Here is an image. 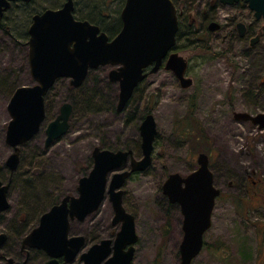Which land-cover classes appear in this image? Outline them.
<instances>
[{
    "label": "rangeland",
    "instance_id": "rangeland-1",
    "mask_svg": "<svg viewBox=\"0 0 264 264\" xmlns=\"http://www.w3.org/2000/svg\"><path fill=\"white\" fill-rule=\"evenodd\" d=\"M64 1L31 0L28 6L12 2L0 23V179L11 181L10 207L4 213L10 236L2 251L15 255L22 235L39 215L62 196L76 192L79 178L92 166L95 146L116 150L130 146L139 158L140 117L147 112L157 128L152 163L122 186L123 205L134 217L138 236L132 264H180L182 213L178 204L169 202L162 183L169 173L184 176L193 170L199 152L208 155L220 194L204 233V246L190 264H264V131L233 118L234 111L264 113V84L257 85L264 81L263 20L248 16L245 3V7L224 6L217 0L211 8L207 0H176L183 33L174 51L187 60L186 76L192 85L181 87L172 71L162 67L141 81L127 107L118 112L119 86L108 77L113 67L89 70L81 92V86L73 87L67 78H60L45 97V121L37 134L20 145L19 165L11 173L5 165L12 152L4 138L10 120L6 106L15 88L33 84L27 29L34 13L30 15L29 10L57 8ZM124 1L74 0V11L82 18L94 13L88 7L96 4L106 22H112L120 20ZM204 17L218 22L220 28L207 30ZM241 19L253 30L248 38L239 39L233 31V22ZM192 23L197 29L206 27L203 41L196 43L198 36L184 31ZM259 32L257 44L249 45V38ZM81 99L89 105L76 104ZM64 102L72 105L69 128L45 147V127ZM251 179L262 182L255 185ZM113 214L106 197L83 221L70 222L69 235L80 233L89 241L114 238L121 223L112 226ZM73 264H79L78 260Z\"/></svg>",
    "mask_w": 264,
    "mask_h": 264
},
{
    "label": "water",
    "instance_id": "water-1",
    "mask_svg": "<svg viewBox=\"0 0 264 264\" xmlns=\"http://www.w3.org/2000/svg\"><path fill=\"white\" fill-rule=\"evenodd\" d=\"M29 0H0V17L12 2ZM252 12L254 20L264 19V0H242ZM224 6H233L240 0H218ZM74 0H65L58 8H45L32 15L28 27V64L33 79L31 85L14 89L6 109L9 113L5 142L12 148L5 165L13 172L19 164V147L37 134L45 120V96L57 79L67 78L73 87H79L89 70L99 66H115L108 77L119 86L116 110L122 111L137 85L162 66L172 71L181 87L192 85L186 76L187 60L173 50L178 31L176 7L172 0H125L120 12L122 22L111 39L96 24L75 19ZM220 24L210 21L207 29L216 31ZM239 37L246 34L244 22H237ZM261 32L249 41L255 45ZM150 69L145 72V69ZM72 106L64 102L59 113L45 127L44 146L49 147L69 128ZM237 122H251L264 128V113L234 111ZM141 157L135 158L131 149H102L95 146L90 171L79 178L78 195H66L41 215L39 224L25 236L23 245L42 248L50 259L46 264H65L71 261L84 245L82 235L69 236V219H84L102 204L106 195L114 211L112 223L121 222L113 242V256L104 264H131L134 243L137 241L134 217L122 205V186L135 172L151 165L153 142L157 134L156 122L147 113L140 125ZM197 167L182 176L169 173L162 183V191L169 202L177 203L182 213L183 236L179 244L180 264H190L203 248L204 233L211 225L215 199L220 194L213 183L208 155L199 152ZM111 174V176H110ZM9 184L0 180V211L8 207L6 191ZM6 238L0 233V243ZM111 240L103 239L81 254L84 264H101L111 251ZM128 246L127 250L123 249ZM64 257L58 263V257ZM8 261H12L8 259Z\"/></svg>",
    "mask_w": 264,
    "mask_h": 264
},
{
    "label": "flooded vegetation",
    "instance_id": "flooded-vegetation-1",
    "mask_svg": "<svg viewBox=\"0 0 264 264\" xmlns=\"http://www.w3.org/2000/svg\"><path fill=\"white\" fill-rule=\"evenodd\" d=\"M75 19H77V18H75ZM119 30H120V28H119ZM118 30V31H119ZM117 31V32H118ZM116 32V33H117ZM116 35V34H115ZM252 35V34H251ZM250 35V36H251ZM110 37H113V36H110ZM146 114H147V112H146ZM144 115L145 114H143V115H141V117H140V120L142 121V119H143V117H144ZM45 116H46V110H45ZM55 118V117H54ZM53 119V118H52ZM51 119V120H52ZM250 125H251V127L255 130V129H258L260 132H262V131H264V128H262V129H259L256 125H254V124H252L251 122H248ZM141 157V156H140ZM139 157V158H140ZM151 157H152V154H151ZM208 160H209V157H208ZM151 163H152V161H151ZM7 167V166H6ZM209 167H210V170L212 171V173H213V170H212V167L210 166V161H209ZM196 168V167H195ZM194 168V169H195ZM17 169V168H16ZM91 169V168H90ZM89 169V170H90ZM193 169V170H194ZM9 170V169H8ZM10 171V170H9ZM15 171V170H14ZM13 171V172H14ZM192 171V170H191ZM191 171H189V172H191ZM11 172V171H10ZM188 172V173H189ZM12 173V172H11ZM187 173V174H188ZM186 174V175H187ZM2 182H3V184H9L8 185V188H7V191H6V196H7V201H8V207L5 209V210H2V211H0V233H4L5 235H6V238H5V240L2 242V243H0V261H2V262H6V264H46V262L50 259V257L46 254V252H45V250L44 249H42V248H36V247H30V246H28V245H23V240H24V238H25V236L26 235H28L30 232H31V230L33 229V228H35L38 224H39V220H40V217H41V215L42 214H44L46 211H48L53 205H55V204H57V203H59L60 202V200L64 197V196H66V195H74V196H76V195H78V191H77V188H76V192L75 193H73V194H66V195H64V196H62L57 202H54L49 208H47L45 211H43L40 215H39V217H38V219H37V222H36V224L32 227V228H30V229H28L23 235H22V238L20 239V244L18 245V250L16 251V254L14 255H7L6 253L7 252H4V251H2V248L4 247V245H5V243L8 241V239H9V236H10V233L8 232L9 231V229L6 227V222H8V218H6L5 219V212L9 209V207H10V203H9V200H8V191H9V189H10V186H11V181H10V179H8L7 181H3L2 179H0ZM262 181H261V179H251V183L252 184H255V185H258V183L260 184ZM213 183H214V173H213ZM215 185V184H214ZM216 187V186H215ZM108 197V196H107ZM122 197H123V194H122ZM109 198V197H108ZM172 204H174V203H172ZM177 204V203H176ZM122 205H123V201H122ZM123 207H124V205H123ZM99 208V207H98ZM125 209V208H124ZM126 211V210H125ZM114 212V211H113ZM91 214V213H90ZM89 215V214H88ZM87 215V216H88ZM114 215V214H113ZM113 215H112V217H113ZM86 216V217H87ZM85 217V218H86ZM84 218V219H85ZM84 219H82V220H79V219H77V218H73V219H69V228H70V222L71 221H77V222H81V221H83ZM110 223L112 224V226H115L116 224H113L112 223V218H111V220H110ZM118 223H121V222H118ZM2 225H4V227L2 226ZM6 227V228H5ZM17 227H21V225L20 226H18L17 225ZM120 227H121V224H120ZM20 228H17L16 230H19ZM119 230H120V228H119ZM118 230V231H119ZM117 231V232H118ZM12 232H13V229H12ZM117 232H116V234H115V236H114V238H110V237H104V238H100L99 240H97V241H89L88 240V238L86 237V235H82V234H80V233H78V234H72V235H82L83 237H84V245H83V247L80 249V251L75 255V257L71 260V261H68V262H66L65 264H73L76 260H78V262H79V264H84V262H83V260H81V254L82 253H85V252H87L90 248H91V246L92 245H94V244H96V243H99L101 240H103V239H109V240H111V251H110V253H109V255L101 262V264H104V262L106 261V259H108L109 257H111V256H113V253H114V250H113V242H114V240H115V237H116V235H117ZM70 236V235H69ZM135 244V243H134ZM127 248H128V246H125V248L123 249L124 251H126L127 250ZM134 251H135V247H134ZM134 251H133V255H134ZM133 255H132V259H133ZM8 259H11L12 261L10 262V261H8ZM132 259H131V264H132ZM57 261H58V263H63L65 260H64V257L63 256H61V257H58L57 258Z\"/></svg>",
    "mask_w": 264,
    "mask_h": 264
},
{
    "label": "trees",
    "instance_id": "trees-1",
    "mask_svg": "<svg viewBox=\"0 0 264 264\" xmlns=\"http://www.w3.org/2000/svg\"><path fill=\"white\" fill-rule=\"evenodd\" d=\"M30 1L31 0H29L28 2H23V4H24V6H28L29 4H30ZM173 1V3H174V5H175V7H176V10H177V18H178V25H179V28H178V31H177V33H176V39H179L180 37H181V33H183V31H182V28L180 27V22H181V18H182V16H181V12L179 11V9L177 8V4H176V0H172ZM217 0H207V5H209V7H213L214 6V4H215V2H216ZM234 6H237V7H245V4H243V2L242 1H240V2H238L237 4H235ZM55 7H57V5L55 6ZM90 8H92L95 12H96V15H94V13H91V14H89V12L86 14V16L85 17H80L75 11H74V16H75V18H77V19H84V20H88L89 22H91V23H93V24H96V25H98L99 27H100V29L102 30V31H104L108 36H112V35H114V33L115 32H117L118 30H119V27H120V24H121V20H114V21H112V22H106V16L105 15H103L100 11L101 10H99L98 8H97V5L96 4H91V5H89V7H88V11L90 10ZM30 11V15H32V13H37V11H35L34 12V9H31V10H29ZM25 13H27V11L25 12ZM248 16H252V13H251V11H249L248 10ZM4 16V15H3ZM3 16L2 17H0V23H1V20H2V18H3ZM24 16H25V14H24ZM100 20H103V23L100 21ZM104 20H105V22H104ZM203 20H204V22H209L210 20L207 18V17H204L203 18ZM243 19H241V20H238V21H242ZM237 20L236 21H234L233 22V26H232V28H233V31L235 32V30H236V23L238 22ZM253 22V21H252ZM263 22H264V20H263ZM20 23V22H19ZM18 25H20V24H18ZM116 25V27H113V26H115ZM206 26V25H205ZM202 27V30H201V27H200V29H197L196 28V26H195V24L194 23H192V24H190V25H186V29L184 30V31H187V32H189L190 33V35L192 34V33H195V35H193L194 37H196V36H198V38L195 40L196 41V43L197 42H199V41H203L202 40V36H204V35H206L208 32L206 31V27ZM246 26H247V30H246V35L244 36V37H239L237 34H236V36L239 38V39H243V38H248L251 34H253V30L251 29V26L249 25V24H246ZM20 30H22V26H21V28H20ZM28 30V29H27ZM201 30V31H200ZM263 35H264V33H262ZM179 47H180V45L178 44V45H174V49L176 50H178L179 49ZM262 79V78H261ZM262 84H264V81H262V80H260L259 82H258V86L259 85H262ZM81 86V85H80ZM82 88H83V86H81L80 88H79V92H81L82 91ZM82 95V93H79V96H81ZM46 99V98H45ZM76 102V104H82V105H86V104H88L89 105V103L87 102V101H85V102H83V100L81 99V100H78V102L77 101H75ZM128 103H129V101H128ZM127 103V104H128ZM193 103H194V100H193V98H191V101H190V104H191V107H192V105H193ZM127 107V106H126ZM102 148H107V149H112V148H109V147H102ZM125 149H131L132 151H134L130 146L129 147H127V148H125Z\"/></svg>",
    "mask_w": 264,
    "mask_h": 264
}]
</instances>
